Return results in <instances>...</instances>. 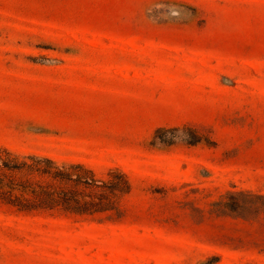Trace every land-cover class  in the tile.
I'll list each match as a JSON object with an SVG mask.
<instances>
[{"label": "rangeland", "instance_id": "1", "mask_svg": "<svg viewBox=\"0 0 264 264\" xmlns=\"http://www.w3.org/2000/svg\"><path fill=\"white\" fill-rule=\"evenodd\" d=\"M0 146L130 184L0 203V264H264V0H0Z\"/></svg>", "mask_w": 264, "mask_h": 264}, {"label": "trees", "instance_id": "2", "mask_svg": "<svg viewBox=\"0 0 264 264\" xmlns=\"http://www.w3.org/2000/svg\"><path fill=\"white\" fill-rule=\"evenodd\" d=\"M96 178L82 163H59L47 156H20L0 146V203L18 213L59 212L73 216H124L120 198L130 192L125 174Z\"/></svg>", "mask_w": 264, "mask_h": 264}]
</instances>
